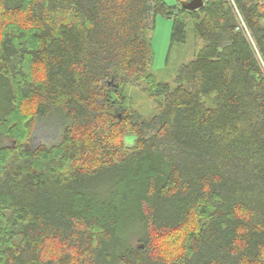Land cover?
<instances>
[{
	"label": "trees",
	"instance_id": "16d2710c",
	"mask_svg": "<svg viewBox=\"0 0 264 264\" xmlns=\"http://www.w3.org/2000/svg\"><path fill=\"white\" fill-rule=\"evenodd\" d=\"M0 264H264V0H0Z\"/></svg>",
	"mask_w": 264,
	"mask_h": 264
},
{
	"label": "rangeland",
	"instance_id": "374dc122",
	"mask_svg": "<svg viewBox=\"0 0 264 264\" xmlns=\"http://www.w3.org/2000/svg\"><path fill=\"white\" fill-rule=\"evenodd\" d=\"M163 2L174 7L178 3V0H163ZM152 21H149L151 25ZM154 29L149 32L148 39L153 50V64L152 69L157 72L164 68L169 45H170V33L172 28L171 19H167L162 16H157L154 21ZM58 139L57 130L50 129L47 123L40 122L37 124L36 129L29 142V148L38 146L39 144H53ZM127 145L131 144L130 138L125 139Z\"/></svg>",
	"mask_w": 264,
	"mask_h": 264
},
{
	"label": "water",
	"instance_id": "95a60500",
	"mask_svg": "<svg viewBox=\"0 0 264 264\" xmlns=\"http://www.w3.org/2000/svg\"><path fill=\"white\" fill-rule=\"evenodd\" d=\"M181 8L188 11H195L203 6V0H179Z\"/></svg>",
	"mask_w": 264,
	"mask_h": 264
},
{
	"label": "built area",
	"instance_id": "2783aa9c",
	"mask_svg": "<svg viewBox=\"0 0 264 264\" xmlns=\"http://www.w3.org/2000/svg\"><path fill=\"white\" fill-rule=\"evenodd\" d=\"M229 2L233 5V0H229Z\"/></svg>",
	"mask_w": 264,
	"mask_h": 264
}]
</instances>
